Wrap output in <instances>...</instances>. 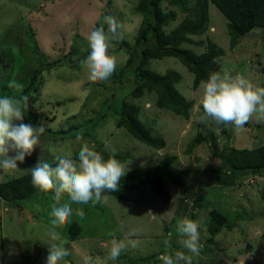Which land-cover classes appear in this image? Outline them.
Returning <instances> with one entry per match:
<instances>
[{
    "label": "rangeland",
    "instance_id": "rangeland-1",
    "mask_svg": "<svg viewBox=\"0 0 264 264\" xmlns=\"http://www.w3.org/2000/svg\"><path fill=\"white\" fill-rule=\"evenodd\" d=\"M139 1L0 0V96H11L28 105L24 123L46 127L33 154L11 173L0 172V182L31 174V167L40 158L45 161L54 158L53 149L63 148L75 153L82 142H87L97 151L126 154L123 163L128 168L127 173L136 167L156 165L163 157L174 156V165L188 169L187 191L182 192L168 180L166 185L172 200L165 205L153 186L146 184L126 192L128 199L101 195L96 204L74 203L72 216L55 223L49 218L48 205L51 200L66 196L65 188L60 190L59 196H54L49 184L34 199L15 205L0 198V264H42L48 247L46 240L51 239L64 241L69 251L63 264H83L86 256L104 264L114 237L127 245L115 264H145L142 260L147 261L146 264H160L158 255L171 252L172 247L175 251L181 248L178 241L182 237L177 232V223L183 218L199 224L203 248L199 256L194 257L193 264H264V175H248L232 182L230 172L222 160L214 156L209 143H197L198 133L205 132V122L215 121L211 118L201 120L203 89L201 84L197 88L193 86L194 74L176 57L152 59L147 68L160 74L168 71L181 74L176 87L187 99L194 101L189 117L158 108L153 94H145L138 100L142 105V117L158 120L153 122V131L166 139L164 149H153L125 127H118L113 111L86 139L73 133L56 138L54 131L97 120L105 98L117 86L114 77L97 81L88 78L84 71L86 64L82 57L87 47L88 26L100 22L107 30L105 13L115 14L124 37L134 44L144 19V14L136 9ZM196 1L183 0L189 12L167 1L162 3L165 12L177 13L168 31L193 17ZM228 23L226 15L210 1L206 32L191 36L195 43L186 42L183 46L203 53L207 51L209 40L215 42L224 51L219 58L220 71L243 75L254 86L264 87V27H255L233 48ZM106 34L110 36V32ZM111 42L110 52L118 60L113 74H119L129 53L112 38ZM69 52H72L71 63L52 70L43 68L38 91H25L36 68L58 57H66ZM16 84L23 87L17 90ZM133 86V81L119 85L115 101H130L129 91ZM217 125L220 127L219 151L264 145V118L256 114L241 129L231 124ZM196 198L199 205L194 203ZM213 208L228 216V224L210 242L209 212ZM81 210L82 216L78 214ZM73 222L80 224L82 232L72 240L69 227ZM50 227H54L55 236L50 234ZM150 257L153 259L148 260Z\"/></svg>",
    "mask_w": 264,
    "mask_h": 264
},
{
    "label": "trees",
    "instance_id": "trees-1",
    "mask_svg": "<svg viewBox=\"0 0 264 264\" xmlns=\"http://www.w3.org/2000/svg\"><path fill=\"white\" fill-rule=\"evenodd\" d=\"M164 1H167L170 5H178L183 12L190 11L183 0H140L136 9L144 14V19L134 37V44H130L126 40L123 32H121V28L118 29L115 35L110 33L112 40L120 48L127 50L129 56L120 73L111 76L114 77L117 86L113 87L111 95L105 98L102 110L97 115V120L90 119L83 122V124L71 126L69 129L54 131L56 138L59 139L63 134H77V130H79L78 134H81L86 139L109 116V112L113 111L112 113L117 118L118 127H125L136 139L153 149H164L167 146L166 139L153 131L154 121L142 117V105L139 104L140 101L138 100L145 94H153L155 95V105L158 108L171 110L176 115L185 118L189 117L194 101L187 99L177 89L176 83L181 79L179 72L168 71L164 74L155 72L147 68L150 60L176 57L194 74L193 86L195 88L202 81L207 80L210 73L220 71L219 58L223 55L224 51L215 42L209 40L207 51L203 53H196L192 49L183 46L186 42L195 43V40L191 36L202 35L206 32L210 1L229 20L228 32L231 47L233 48L242 37L251 32L255 27H264V0H197L194 6L193 17L168 31L167 28L171 20L176 18L177 13L173 10L165 12L162 7ZM110 16L119 24L115 14L110 13ZM71 53L69 52L65 55L66 57L61 56L48 62L46 66L43 63L40 67L36 68L25 91L30 89L38 91V84L43 68L52 70L71 63ZM131 81L134 83L133 88L129 91L131 100H124L122 103L116 102V92L119 85ZM157 121L154 123H157ZM204 128L205 132H200L197 135V143H209L213 149L214 156H218L227 167L228 173L230 172L232 182L248 175H264V145L244 148L230 147L227 152H222L219 151L218 147L220 135L218 128L220 127L216 126L215 122L212 124L205 122ZM101 152L106 157L110 154L105 150H101ZM115 155L122 162L127 159L126 154L115 153ZM174 159V156H166L156 165L136 167L122 177L120 188L117 192L105 190L102 195H113L119 199H128L129 197L126 192L137 189L142 185L150 184L153 186L161 202L168 205L172 200V193L166 185L168 180L177 185L182 192L188 189V182L186 180L188 169L174 165ZM38 192L39 190L31 183V174L29 173L0 182V198L10 204L34 199L38 196ZM194 201L195 204L199 205L198 198L194 199ZM209 214V241L213 242L214 238L228 224V216L216 208L211 209ZM69 232L72 240L76 239L81 234L82 227L78 222H73L69 227ZM171 250V252L175 251L173 247ZM151 259L153 258H148V260ZM141 263L146 264L147 261L142 260Z\"/></svg>",
    "mask_w": 264,
    "mask_h": 264
},
{
    "label": "clouds",
    "instance_id": "clouds-1",
    "mask_svg": "<svg viewBox=\"0 0 264 264\" xmlns=\"http://www.w3.org/2000/svg\"><path fill=\"white\" fill-rule=\"evenodd\" d=\"M105 15L108 16L107 30L100 22L88 26L85 37L87 47L82 57L87 77L97 81H107L118 63L117 57L110 52L112 42L106 32L115 35L121 25L110 14ZM14 87L20 90L23 86L16 84ZM201 87V120L211 118L216 124H231L241 129L254 114L264 118V87L254 86L243 75L233 76L227 70L212 72L207 80L201 82ZM27 108L28 105L19 99L0 96V172L4 174L18 169L19 163L33 154L46 131L43 124L34 126L24 123ZM52 155L54 158L50 161L40 158L31 167V183L40 192L51 184L54 196H59L62 188L67 189L66 196L51 200L48 205L49 218L53 223L70 218L74 203L96 204L100 202L105 190L117 192L128 170L115 153L106 157L87 142H82L75 153L60 148L53 149ZM78 214L82 216L84 213L81 210ZM49 232L52 236L56 235L54 227H50ZM177 232L182 237L178 241L181 248L158 255L160 264H193L194 257L199 256L203 243L198 222L183 218L177 223ZM46 241L48 247L42 264H63L64 258L69 255L64 241ZM126 247L123 240L114 237L107 249L104 264H115ZM83 264H98V261L92 256H86Z\"/></svg>",
    "mask_w": 264,
    "mask_h": 264
}]
</instances>
